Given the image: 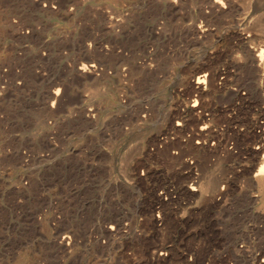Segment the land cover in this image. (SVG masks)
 <instances>
[{"label":"bare ground","instance_id":"bare-ground-1","mask_svg":"<svg viewBox=\"0 0 264 264\" xmlns=\"http://www.w3.org/2000/svg\"><path fill=\"white\" fill-rule=\"evenodd\" d=\"M82 20L95 26L55 24ZM36 85L48 147L64 123L98 142L95 222L73 207L63 232L60 216L42 222L69 264H264V0H0V164L22 169L11 185L24 201L34 156L12 121Z\"/></svg>","mask_w":264,"mask_h":264},{"label":"rangeland","instance_id":"rangeland-1","mask_svg":"<svg viewBox=\"0 0 264 264\" xmlns=\"http://www.w3.org/2000/svg\"><path fill=\"white\" fill-rule=\"evenodd\" d=\"M78 23L82 26H79V24H77V22L71 24L67 21H58L55 24L66 27L69 31L71 30L70 32L78 30V32H82V33H83V31L88 32V30L90 28H93L95 26V23H93L90 20H82ZM80 29H82V30H80ZM77 49L78 48L69 49V50H66L65 52L67 53V55L69 57L76 58V56H78L81 53L80 50L78 49L79 50L78 51ZM74 87L78 92H83V93L86 92L85 94H89V92L93 90L92 87L90 88V86H83V90H82V88H80V87H82L81 84H78V85L75 84ZM85 87L86 88L88 87L87 88L88 90H84V89H86ZM35 89L38 92V90H37L38 85H36L33 89H31L26 94L25 105L22 107V110H21L24 112L23 119L21 121L19 119L12 121L13 127L14 126L16 127V129H14V132L12 133V136H14L15 138H19L18 141L23 143V146L26 145V146H24V148H26V150L24 149V151L27 152V150H28V154L30 157L34 156V158L31 157V159H32L31 161H33L34 164H33V162H30V166L28 167V169H24L31 176L34 174L32 176L34 179V185L32 186L33 189L31 188L29 190L30 194L28 195V198L26 199V201H24L25 199H23V197L21 195H19L18 192L15 189H13L14 187L11 185V183L13 182V179L17 178L20 175L22 169H20L19 166H16V167L10 166L9 167L8 164H6V163L3 164V162H2V164H0V166H1L0 167V183L2 181V183L0 184V186L2 188V189L0 188V205H1V207H0L1 208L0 209V264H69L61 252L51 248L52 245H51V242L49 239L48 232L45 231L46 229L44 228L42 222L44 220H50L51 216L53 217V215H55L57 217L60 216L59 222H58L59 224H57V226L50 225V227L53 228V226H54V228L56 227L55 229L57 232H63L66 230V228L69 227V224H70V223H68L69 216L76 209L77 211H75V212L77 213V215L81 211H83V213H85L84 216H86V215L89 216V217H86V219L88 220L89 224H92L95 222V220L97 218L98 204L102 198V194L104 191L103 175H102V172H100L101 171L99 168L100 165L98 166V164L100 163V160H98L99 157H97V154L95 151V150H97L98 142H97V140H95L97 142L96 143L93 140V141H89L87 143L90 135L94 131H92L90 129L89 130L85 129L84 127L77 125V124L73 125V124L64 123L67 126L64 124H61L62 127L60 126L56 131H54L55 133H53V134H55V135L52 136L53 142L51 141L50 147H48L49 143L46 140H43V138H42L44 131L42 129H39L38 127H36L33 124V121L35 120V118L32 119V115H35L34 113L37 112L36 109L38 108V106H37V103H38L37 95L38 94L35 91ZM32 93L35 94L36 98L33 96L34 94H32ZM144 96L147 100H150L152 102L153 101H155V102L160 101V98H159L160 96L155 92L154 86H151V85H149L146 88ZM75 103L76 102H71L65 106V108L62 110V113H60L59 118H58L60 120V123H63V121H61V119H63L65 116L68 115L69 109L73 108L75 106ZM94 103H96V102L94 101ZM32 107H36V108H32ZM26 109H28V110H26ZM29 120H30V122H29ZM155 123L156 122L151 123L149 128L154 127ZM18 124H20V125L18 126ZM25 124L28 127H25ZM29 126H31V127H29ZM75 127L76 128L81 127V128L76 129ZM62 128L63 129L65 128V130H63ZM73 128H75V129H73ZM138 130L139 129H136L134 131L132 141L129 142L128 144H126L124 148H122L121 153H123V157H124V153L127 152V149H126L127 146L133 147L138 143V140H139L138 136L140 133V130H139V132H138ZM62 131H64V132H62ZM79 131H81L82 133ZM59 132H61V133L59 134ZM63 134H65V136ZM66 137H68V138H66ZM27 139L29 140V144H28ZM32 139H34V140H32ZM61 139H63V140H61ZM24 140H25V143H24ZM44 141H45V144H44ZM62 142H64V143H62ZM91 142H95V143H91ZM86 143L87 144L91 143L92 145L91 144L90 145L92 147L88 146ZM73 145H75V146H73ZM34 146L36 147V149H34ZM31 151H33V152H31ZM36 151H37V153H36ZM79 151L81 153H79ZM30 153H32L33 155ZM80 154L85 158V160ZM73 155H74L75 159H74ZM84 155H86V156H84ZM41 156L47 157V158L45 157V161H44V159L42 160ZM37 157L38 158L40 157L41 159L39 158L40 160H37L38 159ZM88 157H89V159H88ZM76 158H78V159L76 160ZM69 159H70V162H72V163L69 162L67 164V166H64L63 164H61V162L68 161ZM80 159H82V160H80ZM53 160H55V161H53ZM1 161L2 160L0 158V163H1ZM42 161H43V163L39 164V162H42ZM73 161H75V162H73ZM159 162L157 161V163H156L157 166H160L162 164L160 160H159ZM31 163H32V165H31ZM93 163L95 165V168L93 167ZM79 164H80V166H79ZM46 165L48 168L46 167ZM74 166H76V167H74ZM77 166H79V167L77 168ZM96 166H97V168H96ZM69 167H70V169H69ZM44 168L45 169L47 168V169L45 170ZM74 168H75V170H74ZM52 169H53V172H52ZM58 169H60V170L62 169V170L60 171ZM78 169L80 170V172ZM71 170L74 172H72ZM90 170L93 173H91ZM48 171H49V173H48ZM66 171H68V172L66 173ZM77 171L79 172V174ZM40 172L42 175L40 174ZM43 172H45V174ZM12 173H13V175H11ZM82 173H84L86 175H84ZM91 174L94 177L90 176ZM101 175H102V177H100ZM38 176H41V177H38ZM89 176L91 177V179ZM12 177H14V178H12ZM82 177H83V179H82ZM84 177H86V179H84ZM88 177H89V179H88ZM87 182H88V184H87ZM97 182H99V183H97ZM37 186H38V189H36ZM77 187H79V188H77ZM9 189H10V191H9ZM5 192H7V193L5 194ZM8 192H10V193H8ZM12 193H13V196H12ZM74 193H76V194H74ZM31 194H32V196H31ZM132 194L133 195H131V196L135 197V196H137L138 192H136V190H135ZM4 196H6V197L4 198ZM16 196L19 198H17ZM71 196H74L75 198L71 197ZM79 196H81V197H79ZM12 197H13V199H12ZM77 197H78V199H77ZM6 198H8L10 200L8 201V199H6ZM16 199H19V200L22 199V200L16 202ZM68 200H70V201H68ZM33 201H35L36 204ZM18 204H19V206H18ZM29 205H31V206H29ZM75 205H76V207H75ZM29 207H31V208H29ZM32 207H34V208L32 209ZM70 207H73L75 209L70 208ZM26 208H28V210L30 209L31 211L30 210L28 211ZM82 209H84L85 212ZM54 212H55V214H54ZM36 213H39V215L37 214L35 216ZM33 217H34V219H33ZM78 217H80V214L78 215ZM37 221H38V223H36ZM45 232L47 234H45ZM23 257H24V261L22 260ZM17 259L20 261H18ZM16 261H18V262H16ZM77 261L79 263L80 259H78Z\"/></svg>","mask_w":264,"mask_h":264}]
</instances>
